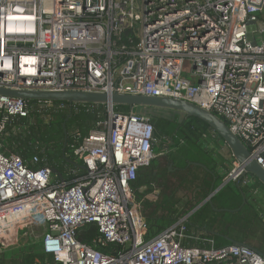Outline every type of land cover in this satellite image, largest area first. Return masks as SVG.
I'll use <instances>...</instances> for the list:
<instances>
[{
	"label": "built area",
	"instance_id": "built-area-1",
	"mask_svg": "<svg viewBox=\"0 0 264 264\" xmlns=\"http://www.w3.org/2000/svg\"><path fill=\"white\" fill-rule=\"evenodd\" d=\"M263 12L264 0H0V89L183 101L222 120L264 172ZM27 106L0 96V135ZM106 113L74 151L84 175L72 182L0 152L1 249L36 228L55 264H264L252 248L188 235L186 217L145 241L131 184L154 158V128L133 110ZM86 226L123 250L82 244Z\"/></svg>",
	"mask_w": 264,
	"mask_h": 264
},
{
	"label": "trees",
	"instance_id": "trees-1",
	"mask_svg": "<svg viewBox=\"0 0 264 264\" xmlns=\"http://www.w3.org/2000/svg\"><path fill=\"white\" fill-rule=\"evenodd\" d=\"M27 105V116L13 118L0 135L1 154L17 156L31 169H50L53 182H72L84 175L82 163L74 151L96 123L107 118L106 107L83 104L68 107L65 103L31 101ZM117 108L121 112L128 109ZM149 119L154 128L153 146L158 147L155 154L165 148L167 155L161 159L154 158L144 168L150 170L148 175L141 178L138 172L131 184L132 195L140 206L146 224L144 240L155 238L190 215L186 225L188 235L211 239L215 248L231 245L230 242L252 247L251 243L261 231L263 221L250 207L252 193L247 189L246 182L242 185L243 179L239 183H227L213 198L211 206L205 204L192 213L207 198L212 185L216 188L225 182L226 173L219 175L223 167L222 157L218 153L222 147L219 138L209 127L195 119L178 124L175 112L162 113ZM202 140L206 142L204 150L200 144ZM151 181H154L158 192L155 199L147 197L149 189L140 192L141 188L149 187ZM242 196L246 204L241 208ZM237 209H240L237 213L215 212ZM260 236L264 238V233L260 232ZM77 239L107 256L123 250L120 246L99 244V235L94 226L80 230ZM188 245L198 246L194 242ZM29 246V250L19 258L8 261L0 248V264H55L51 257L38 249L37 242ZM262 247L264 243L253 248L260 251Z\"/></svg>",
	"mask_w": 264,
	"mask_h": 264
},
{
	"label": "water",
	"instance_id": "water-1",
	"mask_svg": "<svg viewBox=\"0 0 264 264\" xmlns=\"http://www.w3.org/2000/svg\"><path fill=\"white\" fill-rule=\"evenodd\" d=\"M0 96L16 98L26 102H55L65 103L70 106L73 104H83L87 106L101 105L106 107L117 106L126 107L128 108V110H133V108L136 107L139 109L140 115L147 116L149 118L161 115L162 113L166 112H175L178 115V124L182 123L184 120L187 119H195L209 127V129L215 134V136L218 137L219 140L222 142V146L227 148L230 157L233 159V161L243 169V172L241 173L238 181L248 175L264 189V172L252 159H250L249 152L242 144V142L229 131L228 127L222 120H220L213 114L206 112L192 104L167 98L122 96L117 94L107 95L101 93H84L74 91H68L63 93H50L27 91L17 92L0 89ZM227 183H229L228 180L222 183L217 189H214V185H212L207 198L200 205H198L192 211V213L196 212L205 204L211 203V199ZM243 201L245 203L244 196ZM230 243L231 245H239L235 242ZM240 245L247 248H251L250 246L245 244ZM254 250L260 255H262V253L258 250Z\"/></svg>",
	"mask_w": 264,
	"mask_h": 264
},
{
	"label": "rangeland",
	"instance_id": "rangeland-1",
	"mask_svg": "<svg viewBox=\"0 0 264 264\" xmlns=\"http://www.w3.org/2000/svg\"><path fill=\"white\" fill-rule=\"evenodd\" d=\"M262 20L264 21V12H263V18ZM126 112H128V109L126 110ZM140 111L138 108L134 107L133 108V114L134 115H140L139 114ZM200 144L204 149H206V142L204 140L200 141ZM153 150V155H155V152L158 151V147L157 146H153L152 148ZM219 153V152H218ZM223 156L225 157V155L223 154ZM226 159L227 156H226ZM231 165H233V162H231L230 164H228V171L226 173V177L228 179V182L230 183H239V178L240 176H238L237 178H233L234 176H236V173H234V169L235 167H232ZM231 168V169H230ZM243 182L242 185L247 184V189H249L250 193H252V198L253 201L250 203V207L251 209L259 216L260 219H262V224L260 225V229H261V233H264V189L255 182L254 179H252L251 177H249L248 175L245 176L243 178ZM242 181V179L240 180ZM250 196H248V198L250 199ZM244 201L242 202L243 206ZM260 232L258 233V235H256V241H261V243H264V238H262L260 236ZM43 235V230L42 229H36V228H31L28 231H23L20 233L17 243L15 246L13 247H7V248H2L1 249V253L2 255L5 257L6 261L11 260V259H17L19 258V256L21 254H23L25 251L29 250L30 246L29 244L33 243V242H37V247L39 249V247H41V243L42 241L40 240V238ZM40 240V241H39ZM261 250L264 252V247L261 248Z\"/></svg>",
	"mask_w": 264,
	"mask_h": 264
},
{
	"label": "crops",
	"instance_id": "crops-1",
	"mask_svg": "<svg viewBox=\"0 0 264 264\" xmlns=\"http://www.w3.org/2000/svg\"><path fill=\"white\" fill-rule=\"evenodd\" d=\"M219 154H220V156L222 157V160H223V167L221 168V170L219 171V175H223V174H225V173H227V171H228V164H230L231 162H233V165H231L232 167H235V166H237V163H235L234 161H233V159L230 157V154H229V151L227 150V148H225V147H221V149L219 150ZM223 154L225 155V157L223 156ZM167 155V149H162L161 151H159L158 153H156L155 155H154V158H158V159H161V158H164L165 156ZM226 156H227V158L228 159H226ZM153 158V159H154ZM153 161V160H152ZM151 161V162H152ZM231 169V168H230ZM139 174H140V177L141 178H144L146 175H148V172H150V170L149 169H140L139 171ZM237 184V183H236ZM218 187H216V188H214V189H217ZM146 189H149L150 190V192L147 194V197L148 198H150V199H155L156 198V196L158 195V192H157V190L155 189V183H154V181H151L150 182V184H149V187H143V188H141V190H140V192H143V191H145ZM223 189V188H222ZM222 189H220L217 193H216V195L215 196H217L221 191H222ZM209 194V193H208ZM179 196H183L182 194H179ZM215 196L213 197V198H215ZM213 198L211 199V203H207V204H210V206L212 205V200H213ZM242 198H243V196H242ZM242 202H243V199H242ZM246 204V200H245V203H244V205ZM243 205V206H244ZM243 206H241V208L243 207ZM200 209V208H199ZM198 209V210H199ZM227 212V211H231V210H215V212ZM239 212L240 211V209H237V210H234L233 212H228V213H237V212ZM189 216L190 215H188V216H186V219H187V223H188V219H189ZM195 233H200V232H195ZM202 234V233H201ZM193 236H197V235H194V234H192ZM201 237V236H200ZM204 238V237H203ZM256 241V240H255ZM255 241H252V247L251 248H253V247H255L256 245H258V244H260L261 243V241H258V242H255ZM255 245V246H254ZM253 249H256V248H253ZM257 250V249H256ZM259 252H261L262 253V255L264 256V252L263 251H259Z\"/></svg>",
	"mask_w": 264,
	"mask_h": 264
}]
</instances>
